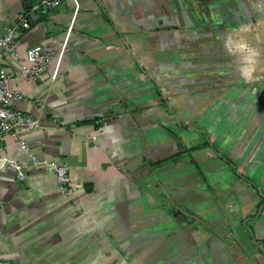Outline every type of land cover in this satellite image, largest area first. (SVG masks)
I'll use <instances>...</instances> for the list:
<instances>
[{
	"label": "crops",
	"instance_id": "obj_1",
	"mask_svg": "<svg viewBox=\"0 0 264 264\" xmlns=\"http://www.w3.org/2000/svg\"><path fill=\"white\" fill-rule=\"evenodd\" d=\"M40 1L0 0V27ZM77 1L33 13L6 61L54 54L13 108L73 184L1 138L27 180L0 170V264H264V0Z\"/></svg>",
	"mask_w": 264,
	"mask_h": 264
},
{
	"label": "built area",
	"instance_id": "obj_2",
	"mask_svg": "<svg viewBox=\"0 0 264 264\" xmlns=\"http://www.w3.org/2000/svg\"><path fill=\"white\" fill-rule=\"evenodd\" d=\"M75 2L78 8V1ZM61 0H42L31 10L19 14L12 25L5 28L0 27V151L1 138L5 134H13L19 147L29 156L36 166L53 168L57 187L59 189H69L73 180L70 174V167L67 164H55L42 160L32 153L26 137L18 133L19 128H24L28 133H35L39 129V121L31 116L17 111L13 108V103L22 98L19 91L12 89V82L22 79L31 82H41L46 65L54 58V54L42 46H34L27 50V63L20 72L11 73L6 68V61L10 58L19 57L15 46L20 36L29 31L32 27V14L36 12L47 13L58 9ZM8 169L16 172L20 182H25L27 176L22 163L0 157V170Z\"/></svg>",
	"mask_w": 264,
	"mask_h": 264
},
{
	"label": "flooded vegetation",
	"instance_id": "obj_3",
	"mask_svg": "<svg viewBox=\"0 0 264 264\" xmlns=\"http://www.w3.org/2000/svg\"><path fill=\"white\" fill-rule=\"evenodd\" d=\"M171 216L177 221L179 220L178 222H180V225L183 226V228H186L190 223H191V220L188 219L187 215L184 214L183 212L181 211H174V209L171 210ZM190 218V217H189Z\"/></svg>",
	"mask_w": 264,
	"mask_h": 264
},
{
	"label": "water",
	"instance_id": "obj_4",
	"mask_svg": "<svg viewBox=\"0 0 264 264\" xmlns=\"http://www.w3.org/2000/svg\"><path fill=\"white\" fill-rule=\"evenodd\" d=\"M29 4H30V6H32L33 3L30 2ZM110 120H111V119H110ZM101 121L105 123V120H104V119L101 120ZM143 163H144L143 159H142V158H139V159L133 161L132 163H130L129 165H127L126 169H127V170H133V169H135L136 167L142 165ZM155 189H156V188H155ZM157 190H160V187H157ZM160 193L163 194V191L160 190ZM164 198H166V197H164ZM186 213H188V212H186ZM178 221H179V220H177V222H178Z\"/></svg>",
	"mask_w": 264,
	"mask_h": 264
}]
</instances>
